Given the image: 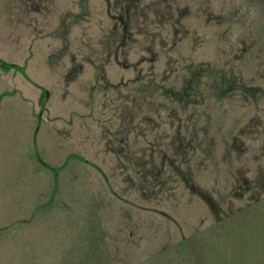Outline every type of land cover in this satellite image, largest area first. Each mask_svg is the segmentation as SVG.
Instances as JSON below:
<instances>
[{"label": "rangeland", "instance_id": "obj_1", "mask_svg": "<svg viewBox=\"0 0 264 264\" xmlns=\"http://www.w3.org/2000/svg\"><path fill=\"white\" fill-rule=\"evenodd\" d=\"M0 57L30 77L0 68V264H73L96 249L108 264H244L245 220L221 262L191 238L263 199L262 185L223 206L208 176L171 175L210 171L181 151L197 122L211 171L233 172L232 113L264 141V95L249 91L264 94V0H0ZM50 165H64L59 178Z\"/></svg>", "mask_w": 264, "mask_h": 264}, {"label": "trees", "instance_id": "obj_2", "mask_svg": "<svg viewBox=\"0 0 264 264\" xmlns=\"http://www.w3.org/2000/svg\"><path fill=\"white\" fill-rule=\"evenodd\" d=\"M0 68L8 72L11 69L15 68L16 70L22 71L27 77L26 73V68L25 66H20V65H15L11 62H8L4 58L0 57ZM30 79V77H28ZM36 84V83H35ZM40 89H41V104L44 106V104L48 101V90L46 87L36 84ZM233 85L235 88L243 91H248L249 88L244 90L241 86V84L234 82ZM213 88V87H212ZM220 88L216 87L213 88L212 92H207L208 93V102L205 103L207 105V108H213L210 107L209 103V93L212 96H216L217 98H222L225 95H229L230 91H233L234 89H231L230 91H219ZM252 94L251 98L253 97H262L264 95L262 92L263 91H256V89H250L249 90ZM187 93V92H186ZM202 94V93H201ZM250 94V93H249ZM204 95V93L202 94ZM200 97V94H199ZM204 98L197 101L198 103H203L204 104ZM225 111L223 110H218L216 108H213L211 111V114L209 115L208 118H212V121H215L216 123H219L220 120L223 121L225 118H227L228 123L232 122V124L229 125L230 130V140L229 145H228V151L226 153L228 154V157H230V162L233 164V172H228V171H211V160L212 156L210 154H207L205 152H202L201 150L207 149L203 144L205 143L206 140H208L210 137V129L204 128L201 130V126L199 122H197L193 126V135L191 141L187 140V138L180 141L181 143V151L182 153L185 154V152H191L192 156L194 158L193 162L187 163L188 165L191 164L193 165V168L195 166L199 167H207L209 169V172L205 171H198L196 173L184 170L183 172L179 171H174L169 169L168 167H164L162 170V175L164 176H169L168 173L174 171L175 175H171L172 178H175L177 181H183L185 176H190L195 180H204L205 176H208V182H212L215 186L214 188L224 191V198L222 200H225V202L222 204L227 205V203H230V201L233 200L234 198H237L238 195H245L246 192L248 191L247 189H251L255 187L256 185H262V191L261 193H264V141L259 135L253 134L257 133V127L258 124L253 120V118L248 122V129L245 127V121L241 119H234V113H232V117H223ZM207 118V117H205ZM259 119H257L258 121ZM211 121V122H212ZM254 121V122H253ZM251 122V123H250ZM251 124V127H250ZM227 132V130L225 131ZM258 134V133H257ZM249 136V143L246 145V148L244 151L236 152L234 154L233 151L237 147V143L244 142L241 140V138ZM195 151H197L195 153ZM223 152V153H225ZM195 153V154H194ZM221 153V152H220ZM243 155L244 157L246 156L247 162H249V169H243L239 167V156ZM71 156H77L75 154H72ZM183 156V155H182ZM184 157V156H183ZM185 164V161H184ZM183 164V169L185 168V165ZM65 165V164H64ZM64 165L61 167H56V166H49L51 170L54 171L56 178H59V172L61 171L62 168H64ZM262 166L259 170L252 171V167L255 166ZM227 170V169H226ZM251 173V174H250ZM185 175V176H184ZM226 178L227 182H231L229 186H223L221 184L222 180ZM218 181V182H217ZM155 182V179H154ZM218 185H216V184ZM220 192V193H221ZM212 197V196H211ZM213 198V197H212ZM53 200V197L51 198ZM254 202V201H253ZM51 202H47L46 206H49ZM220 214V211L218 212ZM200 216L204 217L203 214H199ZM221 216L219 219L216 220V222L211 223L209 225L204 226V228L200 229V231L196 232L193 234V238H191V242L196 245V247H199L202 249L204 252H208L206 250L208 243L211 244L213 247L214 252L217 253L218 257H214V259L221 260L223 259L224 255L227 254V252H230V245L228 243V239L230 238V233L234 231V223L237 221H246V224L248 226V229H245L246 233V240L244 243V248H245V253L246 257L244 260V264H264L262 257L264 258V198H258L256 202L253 204L249 205L248 207L242 209L241 211L235 213L232 216L229 217H224L221 213ZM201 217V219H202ZM105 223L100 219V230H103ZM101 238H103L102 235H100ZM86 242V241H85ZM188 242H185L187 245ZM184 243H178L177 248L184 249L187 247ZM100 249H96L94 251H82L81 252V257H76L74 255L75 260H72L73 264H76L78 259L83 262V264H108V260L104 255V261L100 262ZM64 257L63 260L64 262L68 263L70 253L64 252ZM73 258V257H72ZM73 258V259H74ZM213 259V260H214Z\"/></svg>", "mask_w": 264, "mask_h": 264}]
</instances>
